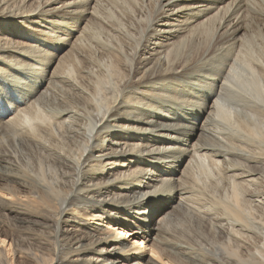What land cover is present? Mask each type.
I'll list each match as a JSON object with an SVG mask.
<instances>
[{
    "label": "bare ground",
    "instance_id": "obj_1",
    "mask_svg": "<svg viewBox=\"0 0 264 264\" xmlns=\"http://www.w3.org/2000/svg\"><path fill=\"white\" fill-rule=\"evenodd\" d=\"M0 264H264V0H0Z\"/></svg>",
    "mask_w": 264,
    "mask_h": 264
},
{
    "label": "rangeland",
    "instance_id": "obj_2",
    "mask_svg": "<svg viewBox=\"0 0 264 264\" xmlns=\"http://www.w3.org/2000/svg\"><path fill=\"white\" fill-rule=\"evenodd\" d=\"M140 16V15H139ZM73 42V41H72ZM70 49H67V51H69ZM120 169V168H119ZM155 221L157 222L158 221V218L157 219H155ZM162 236L159 234V235H157V236H155V237H153L152 238V240L148 243V245H151L152 243H154V242H159L160 240H162ZM131 239H137V234L134 232V234L132 235V237L130 238V240L128 239L127 241H131ZM126 241V242H127ZM195 258H197L198 259V256H195Z\"/></svg>",
    "mask_w": 264,
    "mask_h": 264
}]
</instances>
